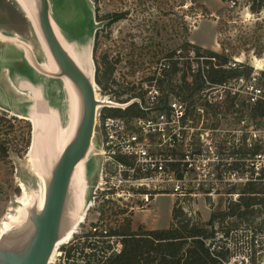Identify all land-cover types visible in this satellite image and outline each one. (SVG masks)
<instances>
[{
    "label": "rangeland",
    "instance_id": "rangeland-1",
    "mask_svg": "<svg viewBox=\"0 0 264 264\" xmlns=\"http://www.w3.org/2000/svg\"><path fill=\"white\" fill-rule=\"evenodd\" d=\"M197 2L199 5L208 8L212 15L208 12L209 15L203 16L201 10L191 4V0H96L92 2V5L89 0H47L50 26L58 42L76 67L88 79H91L92 67L89 60V51L95 28L99 30V46L95 58L99 59L104 52L108 51L113 64H115V60L120 59L121 63L116 66L115 70V81L118 86L126 88L127 84L133 83L141 86L142 81L153 74L152 68L154 65L163 58L170 56L178 48L181 40H183L182 37L179 38L182 25L187 24L190 30L188 40H191L195 45H203L207 49L214 50V52H224L225 55L230 56L229 62H234V59L239 60L242 66L241 69H245V67L252 69L255 80H252L250 84L262 86V82H264L262 78V72L264 71V6L259 12H253L251 9L252 0H245L236 10H230L227 4L221 0H197ZM182 4L184 5L182 6ZM40 6L41 0H0V31L9 27L20 28V31L25 32L23 36L25 40L21 37L17 38L30 45L39 61L46 56V51L41 44L47 46L39 24ZM95 8L99 17L118 13L126 14V19L111 26L108 25L107 21L95 26L92 22ZM25 14H28L32 20L28 22L24 18ZM37 23L39 24L38 27H36ZM61 41L70 45L71 49H66ZM131 42L136 43L134 50L131 47ZM192 50L190 49V52ZM181 54L184 57H191L187 52ZM90 56L94 63L96 59L93 57L92 52ZM132 56H135L133 58L138 61L136 63L137 67H135L138 70L135 77L130 75L129 61ZM175 56L178 57V53ZM19 57L23 56L14 47L8 44H0V103L21 109L29 113L31 119L34 120L39 136V150L35 156V161L39 173L45 179L47 193L53 171L62 153L58 154L54 149L56 144V139L53 138L52 141L54 134L52 133L51 136L47 134L46 137L45 134L49 127L56 132L57 128L68 125L70 121L68 95L64 80L53 81L52 79L48 84L45 82L47 81L45 78L37 77V81L41 82L42 86H48L45 93H48L52 116L35 114L33 106L24 105L27 98L21 97L13 90H9L7 83L9 80L13 79L14 81L17 79V70L23 72L25 69V72L33 73L30 71L31 68L24 67L25 64L17 63L16 60ZM26 57L28 60L31 59V55ZM73 57H76L77 61ZM255 60L261 62L260 70L254 66ZM193 65L196 66L197 64L194 63ZM42 71L46 77L47 73L52 74V77L58 73V69L46 70L42 68ZM69 82L76 96L75 118L77 123L78 104L80 102L81 105V101L78 89L71 81ZM240 86H242L241 89ZM240 86H236V88L240 90L245 99L247 97L244 92L245 88L243 85ZM21 87L24 92L29 89V94L34 99L44 92L42 89H37L28 83ZM115 88L118 87L115 85ZM214 92L217 91L211 93ZM241 103L242 98H240ZM222 110L224 111L223 115L217 118L220 119V128L236 131L238 129L236 125L237 117L230 115L227 105H224ZM79 115L82 116L81 112ZM27 122L20 118L11 117L9 113H5L0 109V147L7 150L4 157L0 152V229L3 223L8 221L9 216L16 215L19 211V204H24L28 198L32 203L30 208L23 211L22 223L16 225L7 233L0 244V249L15 253L23 252L35 234L36 228L32 218L34 214H40L38 206L43 191L42 182L34 175L32 170L34 169L33 165L31 164L30 167L29 156L33 130L32 123L29 122L31 125L29 131ZM216 124L217 120L211 118L209 126H215ZM72 140L73 138L65 147ZM96 145H98V141ZM45 147L50 149L48 157L44 156ZM83 162H85L82 175L84 187L81 186L82 184L78 185L82 182L81 180L77 183L75 182V176L72 177L60 225L59 234L61 235H64L71 228L78 213L92 200L93 188L98 182L101 159L87 153ZM22 186H24L28 195L24 201L22 200L24 196ZM242 188L240 187V190ZM223 200V198L217 199L216 210L222 207ZM174 203L175 200L171 197H158L152 203L148 212H127L125 215L112 216L111 212L105 211V215H101L103 219L100 217V212L91 210L73 238L76 241L84 234H88L90 228L99 219L105 221L108 230L122 225L126 219L132 221L134 231L140 228L148 230L142 226L144 224L152 228L166 227L172 220ZM206 204L208 205V201L203 198L188 199V205L194 207L197 211V217L207 222L210 220L212 211H208ZM262 216H264V213L256 218L260 219ZM58 242L54 251L58 247ZM65 252V246H60L52 264L62 263L60 257L61 255L64 257ZM76 260L79 262L74 264H84L81 262L80 257Z\"/></svg>",
    "mask_w": 264,
    "mask_h": 264
},
{
    "label": "built area",
    "instance_id": "built-area-1",
    "mask_svg": "<svg viewBox=\"0 0 264 264\" xmlns=\"http://www.w3.org/2000/svg\"><path fill=\"white\" fill-rule=\"evenodd\" d=\"M244 1L223 0L230 10ZM182 52L177 51L181 57L167 56L158 61L153 74L141 80L143 99L120 104L102 96L97 86L101 101L88 154L99 157L101 166L88 209L100 212V217L105 211L146 212L156 198L163 196L173 198L174 208L189 218L197 217V211L188 205L189 198L208 201L211 213L228 212L230 205L239 202L240 187L248 184L260 186L262 191L256 196L264 197V117L248 118L252 107L264 103V87L250 84L255 80L252 72L249 77L223 85L206 82L204 90L192 97L189 93L178 96L167 88L173 61L178 60L179 70L185 63L191 73L201 70L207 80L208 58L196 55L194 50L188 51L191 57L182 56ZM240 63L234 59L223 68L241 71ZM172 74L174 85H181L179 77ZM240 85L245 88V99L236 88ZM105 100L111 104H104ZM134 104L138 113L126 114ZM242 104L245 118L238 123ZM224 105L237 117L239 130L220 128L217 118L223 115ZM110 109L123 114L109 116ZM211 118L217 120L215 126H209ZM221 198L222 210H216L217 199ZM254 208L264 211L260 205ZM256 219L240 222L230 217L214 223V232L204 244L216 264H264V216ZM90 229V237L84 234L64 245L65 256L61 255L59 264H74L79 262L78 257L84 264H97L98 260L104 263L122 253V237L111 235L105 221L99 219ZM83 245L86 248L81 251ZM93 245L102 247V251L95 253L90 248Z\"/></svg>",
    "mask_w": 264,
    "mask_h": 264
},
{
    "label": "trees",
    "instance_id": "trees-1",
    "mask_svg": "<svg viewBox=\"0 0 264 264\" xmlns=\"http://www.w3.org/2000/svg\"><path fill=\"white\" fill-rule=\"evenodd\" d=\"M95 1L96 0H91V2ZM191 4H194L195 7L200 9L203 16L209 15L207 8L204 5H199L197 0H191ZM183 5L184 4H182V6ZM263 6L264 0H252L251 2V9L253 12H259ZM93 19L95 26L103 21H107L109 23L108 25L111 26L114 23L126 19V14L114 13L99 17L95 8ZM189 35L190 30L187 24H183L179 34V38L182 37L183 40H181L178 48L170 54V57H174L179 50L188 53L190 49H193L196 55L200 56V54H203V57L208 58V60L205 61L208 67L205 70V77L207 80L203 78L201 70L196 73H191L190 67L187 66L188 63H185L184 69L179 70L178 60L173 61V74H168L169 83L167 84V88L170 92H174L178 96L183 93H189L192 97L193 94H199L204 90L206 82L214 85H223L235 78L242 76L249 77L252 73V69L249 67H245V69L241 71L238 69H224L223 67L229 63L230 56L225 55L224 52L217 53L192 44L188 40ZM98 36L99 30L98 28H95L91 51L94 58L99 46ZM131 47L134 50L136 43L131 42ZM133 57L135 56H132L129 61L131 77H135L138 71L135 69L138 61ZM95 59L96 60H94L93 63V76L101 94L110 96V98H113L112 100H115V102L120 104L127 103L133 99H143L144 93L140 85L136 86L137 84L135 83L127 84L126 88H124L116 84L115 70L116 66L121 63L120 59L115 60V64H113L110 60L108 51L104 52L99 59ZM211 59H215L216 62H212ZM171 74L174 78L179 77L181 85H174ZM262 78L264 79V71L262 72ZM115 85L118 88H115ZM262 87H264V82H262ZM80 106L82 109V105ZM245 109V105L242 104L240 106L238 123L245 118L243 113ZM137 113L136 104H134L129 108L126 114ZM122 114V111L118 109L107 110V115L109 116H121ZM262 117H264V103L261 102L250 109L248 118L250 120H257ZM27 124L30 131L31 125L29 122H27ZM6 151L7 150L4 147H0V152L3 157L6 156ZM261 191L262 188L256 184H248L244 186L241 190L239 202L230 205L228 212L212 213L208 222H203L199 217L188 218L187 214L175 208L172 212L173 222L168 229L144 230L140 228L139 230L134 231L132 229V221L126 219L122 225L110 230L111 235L122 237V253L113 256L104 263H102V260H98L97 264H216L210 257L204 244V240L208 239L214 232V223L217 221L224 222L230 217H234L240 222H248L250 220H255L259 215H263V210L254 208V206L257 205L264 207V197L256 196L257 194H260ZM125 214L126 211H121L117 214L111 212L112 216ZM101 215L104 216V212H102ZM62 236L63 235H61V237ZM90 236L91 233L86 234V237ZM85 248L86 247L83 245L81 251H84ZM90 248L94 250L95 253L102 251V247L98 245H93Z\"/></svg>",
    "mask_w": 264,
    "mask_h": 264
},
{
    "label": "water",
    "instance_id": "water-1",
    "mask_svg": "<svg viewBox=\"0 0 264 264\" xmlns=\"http://www.w3.org/2000/svg\"><path fill=\"white\" fill-rule=\"evenodd\" d=\"M39 24L49 52L60 70L78 89L82 105L81 117L72 142L64 149L53 171L45 196L44 209L34 214L36 231L23 252L0 249L1 264H48L57 242L61 239L60 225L65 211L70 182L77 165L85 160L91 146L97 108V84L94 76L88 79L76 67L58 42L49 22L47 0H41ZM3 240V239H2ZM0 241V244L2 242Z\"/></svg>",
    "mask_w": 264,
    "mask_h": 264
},
{
    "label": "bare ground",
    "instance_id": "bare-ground-1",
    "mask_svg": "<svg viewBox=\"0 0 264 264\" xmlns=\"http://www.w3.org/2000/svg\"><path fill=\"white\" fill-rule=\"evenodd\" d=\"M26 15V14H25ZM26 18L28 20H32L30 19L29 15L27 14L26 15ZM62 42V41H61ZM63 46L70 50V45L62 42ZM44 45V44H43ZM45 47V45H44ZM46 49V53H47V58H48V61L47 63L43 64V66L49 70H56L57 67L55 65V63L53 62V59H52V56L50 55L49 51ZM91 51H92V48H90V51H89V60H90V63H91V67H92V70H91V77L93 76V61L91 59ZM75 60H76V57H73ZM77 61V60H76ZM261 62L259 60H255V63H254V66L256 67V69L260 70L261 69ZM64 83H65V89H66V92H67V95H68V105L70 106V121L68 123L67 126L65 127H62V128H57V131L54 132V130H52V128H48L47 131H46V134H45V137L47 136V134H51L53 135L52 137V141H53V138L56 139V144H55V147L54 149L56 150V152L58 154H61L63 153L64 149L66 148L65 146L68 144V142L74 137H75V133H76V128L78 127V124H79V120H80V115L79 113L81 112V106H80V102L78 104V121L76 123V96H75V92L72 88V85L70 84V82L68 81L67 78H64ZM96 99H97V102H99L98 100H100V97L98 95V90L96 89ZM35 100V105H34V112L35 114L37 115H42V114H45V109L42 105V102L40 101V99L36 98L34 99ZM101 101V100H100ZM104 104H111L110 101L108 100H105L103 101ZM2 110V109H1ZM52 113H49V117L52 116L51 115ZM14 116V115H13ZM20 119H23L22 117H20ZM31 123H32V134H33V140H32V143H31V149H30V156H29V159H30V167H31V164L33 165L34 169L33 172H34V175L40 179V181L42 182V188H43V191H42V196H41V199L39 201V211H42L44 209V205H45V196H46V183H45V179L42 177V175L39 173L38 171V167L36 165V161H35V156L39 150V147H38V133H37V127L35 125V122L33 119H31ZM69 126V127H68ZM60 127V126H59ZM68 127V128H67ZM49 147H46L44 148V156L45 157H48V153H50V149H48ZM52 153V152H51ZM84 163L85 162H81L77 165L76 169H75V172H74V175L73 177L75 176V182L78 183V181L80 182V180L82 182L78 183V185L82 184L81 186L84 187V181L82 179V175L84 173ZM23 187V201L25 200V198L28 196L27 193H26V190ZM29 199V198H28ZM27 199V201L24 203V204H19V211L16 213L15 216H9L8 218V221L4 222L3 223V226L1 227L0 229V241L3 239V237L9 233L16 225H19L22 223V215H23V211L24 210H27L28 208L31 207L32 203ZM90 209V205L87 203L85 205V207L80 211V213H78L73 225L71 226V228L61 237V239L59 240L58 242V247L57 249H55L54 251V254L52 255L51 257V262L50 264H52V261L53 259L55 258L56 256V252L58 251V248L60 246H64L66 244H68L72 239L73 237L77 234V230L79 229L80 225H82L85 220H86V217H87V214H88V211Z\"/></svg>",
    "mask_w": 264,
    "mask_h": 264
},
{
    "label": "crops",
    "instance_id": "crops-1",
    "mask_svg": "<svg viewBox=\"0 0 264 264\" xmlns=\"http://www.w3.org/2000/svg\"><path fill=\"white\" fill-rule=\"evenodd\" d=\"M91 5H92V2L91 0H89ZM93 7V6H92ZM208 12L212 15V13L209 11V9L207 8ZM93 16H94V11H93ZM24 18H26V16L24 15ZM28 20V19H27ZM93 17H92V22H93ZM29 22V20H28ZM38 23L36 25V27H38ZM94 32V31H93ZM24 33L23 31H20V28H8V29H2L0 31V34H1V37H0V44L3 45V44H8L9 46H12L14 47L19 53H21V55L23 57H19V59H17V63L19 64H25L26 66L24 67H28V68H31L30 71H32L33 73H28V72H25V69L24 71H20L16 72V80L13 81L12 80H9L7 83H8V86H9V90H13L14 92H16V94H19L21 97H26L27 99V102H24V105H30V106H33L35 105V100L34 98L29 94L30 90L27 89L28 91H25L24 92V89H22L21 86L25 85V84H29L31 86H35L37 89H42L44 92L42 93L41 96H38L37 98L40 99V101L42 102V105L45 109V115H49V113H51V104H49V100H48V93L46 94L45 91L48 90V86H42V83L41 82H38L37 81V77L38 78H45L47 81L48 84L50 83V81L53 79L54 80H63L64 78L63 77H60V70L57 66V64L55 63L54 59H53V62L55 63L57 69H58V73L52 77V74H48L47 73V77L45 75V73H43L42 71V68H45L43 66V64L47 63L48 61V56H47V53L45 52V57L42 59V60H38L37 56L35 55L34 51L32 50V48L30 47L29 44H27L26 42L24 41H21L19 38L17 37H21L24 39ZM93 40H94V33H93ZM192 44L193 42L191 40H189ZM42 43V42H41ZM42 45V48L46 51L45 48H47V46L43 44ZM92 45H93V42H92ZM92 45H91V48H92ZM198 46V45H197ZM199 46H202L203 49H207L205 46L203 45H199ZM47 50L49 51V49L47 48ZM210 50V49H209ZM214 51V50H212ZM28 55H31V59L28 60V58L26 56ZM46 70H48L47 68H45ZM20 84V85H19ZM25 95V96H24ZM62 107V106H61ZM0 109H2V111H4L5 113H9L11 115V117H16V118H20L22 117L23 119L22 120H26L28 122L31 123V115L29 113H26L24 111H22L21 109H18V108H13L9 105H5V104H2L0 103ZM14 115V116H13ZM44 115V114H42ZM174 209V208H173ZM220 210H222V207L220 208ZM149 211V210H148ZM146 211V212H148ZM205 220L203 219V222ZM172 220L171 222L168 224V226L166 227H157V228H152V227H148L146 224L142 225L143 227H146L148 230H163V229H168L171 227L172 225ZM206 222V221H205ZM208 222V221H207ZM132 229L135 230L133 228V225H132Z\"/></svg>",
    "mask_w": 264,
    "mask_h": 264
}]
</instances>
